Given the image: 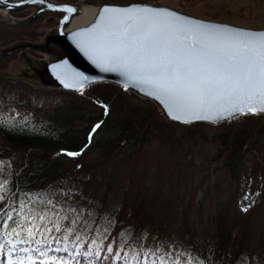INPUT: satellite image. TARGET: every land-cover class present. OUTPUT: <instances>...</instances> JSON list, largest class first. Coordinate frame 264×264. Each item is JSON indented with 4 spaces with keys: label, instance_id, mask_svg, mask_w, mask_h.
<instances>
[{
    "label": "trees",
    "instance_id": "16d2710c",
    "mask_svg": "<svg viewBox=\"0 0 264 264\" xmlns=\"http://www.w3.org/2000/svg\"><path fill=\"white\" fill-rule=\"evenodd\" d=\"M57 93L64 96L63 101L38 105L33 114L13 122L0 119V184L6 185L0 188V195L7 197L0 202V243L14 239L5 235L6 224L8 232L16 227L8 215L17 223L24 222L27 209L22 211L20 204H28L33 194L44 192L57 209L71 205L83 210L86 217L91 213L87 228L82 225L81 236L86 243L79 249L91 251L88 242L96 240L104 251L99 260L81 255L80 264H108L103 259L108 255L106 246L119 251V234L125 230L140 243L152 244L156 238L186 250L202 264H264V234L252 226L262 215L257 200L251 205L246 200L250 206L247 214L242 211L246 220L241 221L228 210L227 198L214 208L206 207V198L185 204L177 194L152 189V182L142 181L143 170L135 168L142 167L152 146L167 151L179 148L186 155L209 141L213 147L207 162L220 163L236 182L254 131H264V115H243L218 126L182 125L164 119L150 101L110 83L91 85L80 95ZM209 127L214 131H208ZM77 152L80 154L67 155ZM87 153H93L92 161L82 159ZM72 164L80 165L73 171ZM203 164L205 168L206 162ZM68 183L79 187L63 189ZM63 193L70 195L65 199ZM37 239L43 243L39 235ZM53 245L63 247V241ZM75 248L69 243V249ZM7 255L6 246L0 258Z\"/></svg>",
    "mask_w": 264,
    "mask_h": 264
},
{
    "label": "snow or ice",
    "instance_id": "6c2138e0",
    "mask_svg": "<svg viewBox=\"0 0 264 264\" xmlns=\"http://www.w3.org/2000/svg\"><path fill=\"white\" fill-rule=\"evenodd\" d=\"M31 2L42 4L44 0ZM48 7L68 14L76 11L67 5ZM67 19L65 16V22ZM72 36L77 47L101 71L122 76L127 81L125 90L128 85L147 89L146 94L159 100L175 120H231L237 115L264 113V31L205 22L164 6L133 3L102 7L91 27ZM52 69L66 88L83 92L89 83L87 76L70 69L66 62L53 64ZM0 188L6 185L0 184ZM69 195L63 193L65 199ZM6 199L0 195V202ZM248 199L245 195L244 200ZM20 209H27L32 220L25 216L24 222L17 223L8 215L16 227L8 232L6 224L5 235L14 239L0 243V253L8 247L6 264H69L63 256L50 253L71 254L69 243L76 249L85 245L82 225L87 228L91 213L86 217L83 210L71 205L57 209L44 192L33 194L28 204H20ZM109 224L114 226V221L109 220ZM38 235L43 238L44 248L39 247L42 241ZM61 241L63 247H52ZM32 243L38 247H18ZM88 243L92 250L74 249L75 256L91 255L99 260L104 246L96 240ZM106 249L108 255L103 259L108 264H202L186 250H177L156 238L152 244L140 243L128 230L119 234V251L111 245ZM34 252L40 259L33 258Z\"/></svg>",
    "mask_w": 264,
    "mask_h": 264
},
{
    "label": "rangeland",
    "instance_id": "374dc122",
    "mask_svg": "<svg viewBox=\"0 0 264 264\" xmlns=\"http://www.w3.org/2000/svg\"><path fill=\"white\" fill-rule=\"evenodd\" d=\"M50 1L56 3L77 2V0ZM109 1L148 2L167 5L178 11L207 20L226 22L244 28L264 29V0ZM82 2L96 5L99 0H82ZM35 9V5H30L29 8L22 9L17 13L11 12L10 15L14 19H26L33 14ZM26 10H28L29 13L25 12ZM55 16L57 17L58 15H55L53 12H41L33 16L28 22L14 26L2 21L3 18H10L3 12H0V22L6 25H0V51L2 48L8 47L19 41L33 42L41 40L46 31L56 27V19L52 18L54 23L50 21L51 17ZM26 52L33 54L29 50H26ZM20 53L21 50L11 54L1 55L0 71L16 72ZM63 100L64 96L57 92L48 93L45 91H33L22 85L8 84L0 77V119L4 121L13 122L21 118H26L33 114L32 110L38 105H53ZM157 111L159 110L157 109ZM39 113L41 114V112ZM259 129H256L253 133L254 135L249 145L250 151L244 153V168L240 169L239 176L237 175L239 179L236 182L230 177L226 170L221 167L220 163H215L213 161L207 162V157H209L207 155L210 153L211 147H213L212 142L209 141L201 144L203 148L192 154L187 153L186 155L183 151H180L179 148H176L175 151H167L161 149L159 146H152L148 150L149 153L144 157L145 167L143 162L142 167L136 165L135 168H137L136 171L143 170L144 178L142 181H144V183L152 182L151 185L154 184L155 186L152 187V189L159 188L158 190L161 192L163 188L169 195L171 194L173 196L177 194L185 204H188V201L192 199L194 202H198L201 198H206L208 201L205 202L207 203L206 207L211 208V206H213L214 208L218 202L224 201L225 198H227L229 202L227 203L229 205L228 210L241 221L242 219L246 220L242 211H244L243 208L247 207L249 204L246 200L245 203L242 200H244L245 195H248L250 205L257 200L256 205L260 207L262 211V215L254 221L255 224H252V226L256 232L261 231V233L263 232L264 234V131ZM208 131L213 132L214 128L209 127ZM93 156V153H87L82 159L85 161H92ZM132 158L136 157L133 155ZM203 161L206 162L207 165L205 168L202 167L204 165ZM134 163L135 160L131 163L132 167H134ZM79 165L80 164L70 165V170L75 171L79 168ZM78 187L79 185L75 183H68L63 189L72 190ZM176 203L178 202L176 201ZM109 206V208H111L112 204L110 203ZM236 210L241 214H235ZM247 213L246 211V214ZM37 247L38 245L29 248ZM39 247L44 248V243H41ZM52 247L54 246L52 245ZM69 251L71 253V259L63 257L69 261V264H77L80 256H75V251L73 249H69ZM20 255L23 256L24 254L20 253ZM50 255L61 256L60 253H50ZM32 256L34 259H40L38 253L34 252ZM15 257L16 254L14 253L13 258L15 259ZM73 257H75V259H73ZM0 261H3L2 257ZM4 264H6V262H4ZM242 264H250V262H243Z\"/></svg>",
    "mask_w": 264,
    "mask_h": 264
},
{
    "label": "water",
    "instance_id": "95a60500",
    "mask_svg": "<svg viewBox=\"0 0 264 264\" xmlns=\"http://www.w3.org/2000/svg\"><path fill=\"white\" fill-rule=\"evenodd\" d=\"M133 3H141V4H149L154 6H164L168 7L176 12L188 16L193 19L215 23V24H223L231 27L251 30V31H264V29H251L239 27L226 22H218L213 20H207L203 18H199L188 13H184L178 11L177 9L161 4H152L148 2H113L109 0H99L98 4L91 5L83 3L82 0H77V2H66V3H56L50 0H44V3H32L31 0H0V12H3L6 16H9L10 19L3 18L2 21L7 22L10 25H21L31 18L41 12H53V13H61L62 16L56 20V27L45 32L43 38L39 41H19L8 47H4L0 51L1 55H7L14 53L16 51H20L21 53L18 58V67L16 72H8V71H0V76L5 78L7 81L12 83H24L34 89L39 90H57L63 92H69L73 94L80 95L83 93L88 87L94 84H103L110 83L116 85L123 90H125V85L127 81L115 72H105L101 71L95 64H93L88 57L77 47L74 42V38L72 34L74 32L81 31L85 28L91 27L97 20L99 15V11L102 7L106 5H129ZM48 4H53L57 6H71L76 9V11L72 14H68L66 12H62L59 10H55L53 8H49ZM25 5H35L36 9L30 17L26 19H14L10 15V10L20 8ZM85 7H91L96 9V14L91 22L86 25L74 27V21L76 18H79L84 14ZM68 16L67 21L65 22L64 17ZM26 50L31 51L33 54H29ZM67 64V66L74 70L75 72L82 73L83 75L89 78V83L83 92L75 89V88H66L63 83L57 78V75L53 72L52 65L53 64ZM128 93H133L139 98L143 100L150 101L153 103L156 108L159 110L160 114L164 119L176 123H180L182 125H193L197 123H205L209 125H222L226 122H230L240 118L243 115H237L235 118L229 120H218V121H210V120H192L191 122H183L181 120H175L167 114V110L164 105L157 99L152 96L146 94L147 89L141 88L140 86H127ZM254 115H264V113L254 114Z\"/></svg>",
    "mask_w": 264,
    "mask_h": 264
},
{
    "label": "bare ground",
    "instance_id": "6f19581e",
    "mask_svg": "<svg viewBox=\"0 0 264 264\" xmlns=\"http://www.w3.org/2000/svg\"><path fill=\"white\" fill-rule=\"evenodd\" d=\"M96 14V9L85 7L84 14L74 21V27L83 26L92 21Z\"/></svg>",
    "mask_w": 264,
    "mask_h": 264
},
{
    "label": "flooded vegetation",
    "instance_id": "af4514ba",
    "mask_svg": "<svg viewBox=\"0 0 264 264\" xmlns=\"http://www.w3.org/2000/svg\"><path fill=\"white\" fill-rule=\"evenodd\" d=\"M30 7V5H25V6H22V7H20V8H16V9H12V10H10V13L12 12H14V13H17L18 11H20V10H22V9H26V8H29ZM25 12H28L29 13V11L28 10H26ZM31 13V12H30ZM55 15H58L57 17L55 16V17H51V23H54V20H52V18H55L56 20L58 19V18H60L61 16H62V14L61 13H54ZM28 15V14H27ZM0 25H2V26H6V25H4V23H2V22H0Z\"/></svg>",
    "mask_w": 264,
    "mask_h": 264
}]
</instances>
